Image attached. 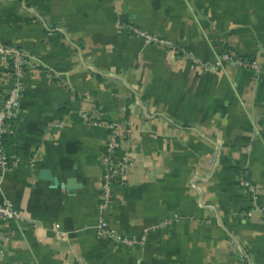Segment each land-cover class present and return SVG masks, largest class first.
I'll use <instances>...</instances> for the list:
<instances>
[{
	"label": "crops",
	"instance_id": "obj_1",
	"mask_svg": "<svg viewBox=\"0 0 264 264\" xmlns=\"http://www.w3.org/2000/svg\"><path fill=\"white\" fill-rule=\"evenodd\" d=\"M131 27L198 59L234 51L259 69L201 73ZM0 42L30 60L6 144L16 166L0 190L25 220L3 222L0 264H264V0H0ZM94 111L99 123L82 116ZM109 123L130 164L101 213ZM71 178L82 186L64 188ZM101 214L122 236L148 231L146 243L98 237Z\"/></svg>",
	"mask_w": 264,
	"mask_h": 264
},
{
	"label": "built area",
	"instance_id": "obj_2",
	"mask_svg": "<svg viewBox=\"0 0 264 264\" xmlns=\"http://www.w3.org/2000/svg\"><path fill=\"white\" fill-rule=\"evenodd\" d=\"M130 34L144 38L148 44L165 47L171 51H179L183 58L191 59L197 65L198 71L201 73H216L224 62L233 63L242 68H251L256 72L259 65L256 61L242 57L234 51H226L220 54L215 61L207 59H198L188 53L184 49L176 48L174 43L157 34H152L148 31L137 27L130 28ZM28 53L13 44L0 42V62L5 65V78L10 82L7 93L0 99V190L2 180L6 174L15 169L16 161H12L11 155L6 149L8 140L16 133V123L19 118L22 101L26 89L27 70L29 67ZM82 116L89 122L99 123V117L96 111L92 113L94 120H90V114L83 112ZM108 137L104 152L101 156L104 166L102 183L100 186V201L99 210L107 209L112 201L113 192L110 181L118 178L121 184H125L126 172L130 164L129 149L117 155V148L121 133L115 124H107ZM131 129H127L126 135L129 137ZM37 160V153L33 154L30 161ZM239 183L243 186L252 198L253 205L263 211V207L258 203V193L256 186L248 179L239 177ZM13 220L15 222H23L25 215L11 201L0 196V261L5 251L6 234L4 232L3 222ZM55 231L59 233L60 224H55ZM96 234L98 237L115 238L121 241L124 245L140 246L147 241L148 231H145L141 236H122L118 234L115 228L110 226V221L101 214L99 222L96 225Z\"/></svg>",
	"mask_w": 264,
	"mask_h": 264
},
{
	"label": "water",
	"instance_id": "obj_3",
	"mask_svg": "<svg viewBox=\"0 0 264 264\" xmlns=\"http://www.w3.org/2000/svg\"><path fill=\"white\" fill-rule=\"evenodd\" d=\"M41 176L44 179L50 180L54 185L58 184V179L51 174L49 169H43L41 171ZM62 186L67 190H75L77 187L82 186V184L78 183L76 178H71L66 184H63Z\"/></svg>",
	"mask_w": 264,
	"mask_h": 264
}]
</instances>
